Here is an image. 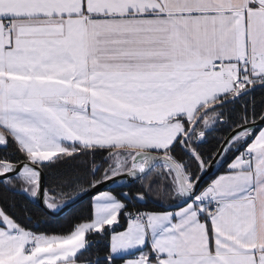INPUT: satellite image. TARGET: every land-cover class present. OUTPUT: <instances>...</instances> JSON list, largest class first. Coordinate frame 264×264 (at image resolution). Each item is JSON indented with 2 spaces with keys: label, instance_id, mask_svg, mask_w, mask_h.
I'll use <instances>...</instances> for the list:
<instances>
[{
  "label": "snow or ice",
  "instance_id": "obj_1",
  "mask_svg": "<svg viewBox=\"0 0 264 264\" xmlns=\"http://www.w3.org/2000/svg\"><path fill=\"white\" fill-rule=\"evenodd\" d=\"M0 264H264V0H0Z\"/></svg>",
  "mask_w": 264,
  "mask_h": 264
}]
</instances>
